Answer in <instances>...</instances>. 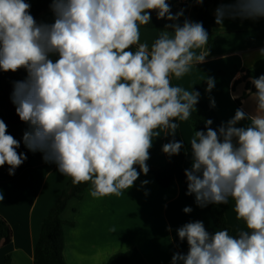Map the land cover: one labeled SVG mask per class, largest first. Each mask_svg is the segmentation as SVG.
Here are the masks:
<instances>
[{
  "label": "clouds",
  "instance_id": "clouds-1",
  "mask_svg": "<svg viewBox=\"0 0 264 264\" xmlns=\"http://www.w3.org/2000/svg\"><path fill=\"white\" fill-rule=\"evenodd\" d=\"M31 7L27 0H0V70L27 72L10 96L28 125L23 144L74 185L90 183L93 198L119 197L149 173L153 139L161 132L175 137L178 122L196 110L200 92L171 81L205 62L209 34L202 22L178 23L184 10L172 14L167 0H50V22H38ZM153 12L172 23L149 47L140 42V28ZM225 19H264V0H227L215 9V23ZM205 81L210 94L215 78ZM250 83L254 111L237 108L217 129L206 120L188 142L191 165L184 170L186 195L198 207L231 199L246 227L233 236L226 228L209 233L203 221L185 223L176 233L188 250L174 252L171 264H264V74ZM20 144L0 119V167L8 165L10 176L27 159L17 152ZM183 147L173 139L162 152L171 157Z\"/></svg>",
  "mask_w": 264,
  "mask_h": 264
},
{
  "label": "crops",
  "instance_id": "crops-1",
  "mask_svg": "<svg viewBox=\"0 0 264 264\" xmlns=\"http://www.w3.org/2000/svg\"><path fill=\"white\" fill-rule=\"evenodd\" d=\"M34 1L27 0L31 5ZM225 2L227 0H221L219 4ZM217 7L210 8L214 19ZM181 9L184 15L178 23L182 24L185 18L198 22L192 0H177L176 13ZM51 20L50 11L42 15L38 22ZM255 28L264 30V19H225L223 25L215 23L214 42L211 47L206 46L209 55L205 62L192 67L179 80L172 78L173 86H182L186 90L199 88V102L210 104L209 97L214 98V109L221 123L232 118L237 108L243 107L249 113L254 111L253 93L246 88L250 79L246 82L242 80L257 62L264 60L260 54V50L264 49V40ZM157 37V31L140 28L141 43L151 47ZM131 50L135 51V46ZM207 77L216 81L210 94L205 92ZM12 90H6L2 100L6 114L3 121L7 127L24 123L11 102ZM246 123L241 122V125ZM179 128L186 148V169L191 165L188 142L195 129L190 119L179 121ZM25 131L21 134V141ZM166 136L161 132L153 139L147 161L149 168H161L168 163V155L162 152ZM144 180L149 183L142 186L141 181ZM70 181V177L58 172L55 164L45 163L42 157L36 159L33 166L17 179L0 183V193L4 195L3 201H0V218L11 230L10 237L0 242V264H34L43 221L69 189ZM90 190L89 183L83 198L72 200L62 214V219L72 224L65 228L64 259L67 264H107L113 256L132 250L138 252L132 264H171L174 252L186 253L188 250L186 241L179 242L176 233V229L185 224L183 217L203 221L209 233L217 229L211 216L185 200L178 181L169 188H162L154 175L148 173L147 176L141 174L134 186L119 197L113 195L97 199L90 195ZM186 206H191L193 211L185 214L182 210ZM217 206L226 214L231 235L235 236L239 229L245 228L236 219L234 201L230 199L228 204ZM169 226L171 231H168ZM113 228L115 231H111Z\"/></svg>",
  "mask_w": 264,
  "mask_h": 264
},
{
  "label": "trees",
  "instance_id": "trees-1",
  "mask_svg": "<svg viewBox=\"0 0 264 264\" xmlns=\"http://www.w3.org/2000/svg\"><path fill=\"white\" fill-rule=\"evenodd\" d=\"M220 1L221 0H204L203 4H197L196 0H192V7L193 11L197 15V21L202 22L203 27L209 34V42L207 45L208 47H211L214 42L213 29L215 26V19L210 14V8L212 6H218ZM167 2L170 5L172 14H176L177 0H167ZM49 4L50 0L34 1L31 7V14L36 18L37 21L42 15L50 12ZM151 15L152 20L150 24L146 26H141V28L157 31L159 36V32L165 30V25L170 24L172 21H167L165 19H157L155 12H153ZM255 31H257L260 38L264 40V30L255 28ZM261 74H264V60L257 62L255 67L246 73V76L243 78L242 82H246L247 79H250V77H259ZM26 76L27 72L24 69H20L15 73L11 71L5 73L0 70V119L3 120L6 118L4 106L2 103L5 91L8 89H13V82L23 80L26 78ZM246 88L251 93L255 92L254 86L249 82L246 83ZM195 91H200V89L197 88ZM237 103L239 104V102ZM195 108L196 110L193 111V115L190 118L195 130H204L205 121L208 119H211L213 121V124L210 126L213 129H217L220 126V118L216 110L210 107L209 103L198 102ZM27 129L28 125L26 123H19L7 127L8 134H11L16 140L21 142L20 147L17 149V152L25 153L27 159L19 168L15 170V174L11 176L8 174V165L0 167V183H8L17 179L24 171L33 166V163L36 159H40L43 157V154L40 152H30L24 146L23 141H21V134ZM173 139L176 141H182L180 128H178L175 137H172L170 135L166 136V143L170 142ZM185 160L186 148L184 145L179 155H174L171 157L168 156V163L164 167L149 168V173L154 175L157 183L162 188H169L176 181H178L182 187V192L185 200L188 203L197 206L195 204L194 196L186 195L187 183L186 177L184 175ZM137 169L139 168L137 167ZM88 186L89 184L74 185L72 183V180L70 181L69 189L61 195L59 200L50 210L48 216L43 221L40 238L35 248L34 264H67L64 259L65 228L72 224L64 221L62 219V214L64 213V211L68 207V204L72 200H81L83 198ZM204 208H206L210 213V216L217 230H222L226 228L228 229L229 234L231 235V228L228 225L224 210L218 207L217 205L211 204ZM183 218L187 222L198 221L196 218ZM240 223L244 225L242 221H240ZM10 235L11 230L9 225L5 222L4 219L0 218V242L4 239H8ZM137 253V250H132L126 253L115 255L108 261L107 264H132L133 260L137 256Z\"/></svg>",
  "mask_w": 264,
  "mask_h": 264
},
{
  "label": "rangeland",
  "instance_id": "rangeland-1",
  "mask_svg": "<svg viewBox=\"0 0 264 264\" xmlns=\"http://www.w3.org/2000/svg\"><path fill=\"white\" fill-rule=\"evenodd\" d=\"M201 210H204L207 214H208V216L210 217V214H209V212H208V210L206 209V208H201V207H199ZM210 219H211V217H210ZM212 220V219H211ZM184 223H188L186 220H184ZM215 226V225H214ZM216 231H217V229H216ZM236 234V233H235Z\"/></svg>",
  "mask_w": 264,
  "mask_h": 264
}]
</instances>
